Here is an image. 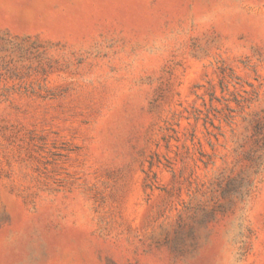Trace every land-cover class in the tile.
Returning <instances> with one entry per match:
<instances>
[{
	"label": "rangeland",
	"instance_id": "rangeland-1",
	"mask_svg": "<svg viewBox=\"0 0 264 264\" xmlns=\"http://www.w3.org/2000/svg\"><path fill=\"white\" fill-rule=\"evenodd\" d=\"M0 264H264V0H0Z\"/></svg>",
	"mask_w": 264,
	"mask_h": 264
}]
</instances>
